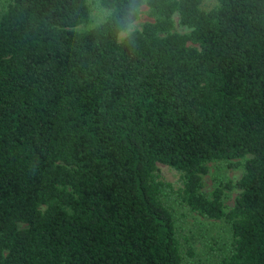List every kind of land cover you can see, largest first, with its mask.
<instances>
[{
	"label": "trees",
	"instance_id": "1",
	"mask_svg": "<svg viewBox=\"0 0 264 264\" xmlns=\"http://www.w3.org/2000/svg\"><path fill=\"white\" fill-rule=\"evenodd\" d=\"M215 1L145 0L121 43L128 0H7L0 264H184L170 197L230 224L215 264H264V0ZM222 161L243 174L206 194Z\"/></svg>",
	"mask_w": 264,
	"mask_h": 264
},
{
	"label": "rangeland",
	"instance_id": "2",
	"mask_svg": "<svg viewBox=\"0 0 264 264\" xmlns=\"http://www.w3.org/2000/svg\"><path fill=\"white\" fill-rule=\"evenodd\" d=\"M216 4L215 0H203V9L209 10ZM7 5V0H0V13ZM174 30L179 33H187L189 30L178 23V16L174 17ZM151 21L146 14V8L139 21V28L144 22ZM241 160L231 162L243 163ZM161 178L173 185L177 189L178 174L167 166L158 164ZM243 174V165L236 168L228 166V162H214L208 165V173L202 177L203 191L210 194L219 184L229 182L235 183ZM239 189L230 191L224 190V204L226 208L233 206L235 199L239 195ZM172 209L176 221L177 233L181 242L184 255V264H215L218 256L227 252L232 241L231 226L224 220H212L198 216L191 212L178 199L172 197L166 200ZM187 251L191 256L187 255Z\"/></svg>",
	"mask_w": 264,
	"mask_h": 264
},
{
	"label": "clouds",
	"instance_id": "3",
	"mask_svg": "<svg viewBox=\"0 0 264 264\" xmlns=\"http://www.w3.org/2000/svg\"><path fill=\"white\" fill-rule=\"evenodd\" d=\"M145 10V0H128L124 11L115 22L114 32L121 43L131 40L139 28V21Z\"/></svg>",
	"mask_w": 264,
	"mask_h": 264
}]
</instances>
